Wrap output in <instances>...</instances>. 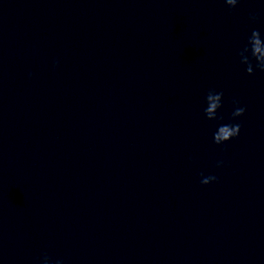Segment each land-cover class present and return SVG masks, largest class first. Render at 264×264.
Here are the masks:
<instances>
[{
	"label": "clouds",
	"instance_id": "obj_1",
	"mask_svg": "<svg viewBox=\"0 0 264 264\" xmlns=\"http://www.w3.org/2000/svg\"><path fill=\"white\" fill-rule=\"evenodd\" d=\"M241 0H224V3L231 9L237 7ZM249 20L255 22L257 16L250 14ZM240 63L245 67V71L249 76L255 74V70L264 72V35L258 29H253L250 35L247 37V41L244 46L237 53ZM223 92H217L216 90H209L204 98L205 107L203 109L204 116L209 121L222 120L223 116L220 115V110L223 107ZM233 111L231 113V120L237 121L240 117L244 116L246 107L241 106L239 99L234 98ZM241 124L227 123L220 124L216 131L213 133V142L217 145H223L237 138L240 135ZM223 161L217 162V167L222 166ZM218 177L215 175L204 176L201 173L200 183L202 185H209L216 182ZM39 264H63L60 259H53L47 252L41 254Z\"/></svg>",
	"mask_w": 264,
	"mask_h": 264
}]
</instances>
